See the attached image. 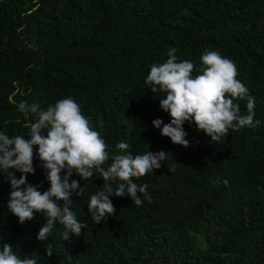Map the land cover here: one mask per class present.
<instances>
[{"label":"trees","instance_id":"1","mask_svg":"<svg viewBox=\"0 0 264 264\" xmlns=\"http://www.w3.org/2000/svg\"><path fill=\"white\" fill-rule=\"evenodd\" d=\"M170 47L178 61L197 67L205 50L234 61L260 123L215 143L186 122L187 148L162 137L152 121L170 122L159 106L165 94L144 81ZM67 97L80 104L110 156L123 140L133 155L163 150L172 157L133 178L148 185L151 202L110 197L116 211L100 224L87 203L103 180L74 173L87 188L72 196V211L87 228L68 241L59 225L38 241L40 213L21 225L8 211L10 184L0 173V244L38 264H264V0H0V132L27 138L36 117L19 103L46 108ZM235 102L246 114L247 100ZM37 151L27 179L43 192L50 185Z\"/></svg>","mask_w":264,"mask_h":264},{"label":"clouds","instance_id":"2","mask_svg":"<svg viewBox=\"0 0 264 264\" xmlns=\"http://www.w3.org/2000/svg\"><path fill=\"white\" fill-rule=\"evenodd\" d=\"M176 53L177 49L170 47L166 61L152 64L144 81L152 93L165 94L159 106L169 115L170 122L165 124L159 118L152 121L162 137L169 138L173 145L187 148L189 141L183 129L186 122L194 124L198 132L215 143L227 137L230 130L255 128L260 123L254 121L255 98L238 79L234 61L219 51L205 50L197 67L187 59L178 61ZM245 99L246 114L235 102ZM18 110L34 114L36 120L31 123L27 138L23 135L10 137L0 132V173L10 184L7 208L18 222L22 225L33 220L34 213L44 217L38 241L48 240L57 225L63 226L64 241L69 240L70 234L80 236L81 230L87 228L72 211V196L83 197L87 188L71 179L74 173L82 181L91 178L94 172L103 180L102 187L89 194L87 203L88 213L96 224L115 213L110 197L127 195L139 206L143 203L140 198L143 195L151 202L148 185L136 183L133 178L139 179L159 169L162 161L172 157L171 153L148 150L133 155L130 144L122 140L115 145L119 154L110 156L109 146L101 133L95 130L90 118L83 114L80 104L72 97L59 99L46 108H41L39 103L21 101ZM34 148L38 149L36 155L50 185L43 192L40 191L42 184L34 186L27 179L35 174ZM211 183L219 186L221 181L214 178ZM229 183L227 179L223 181L225 186ZM45 252L49 257L53 255L52 243L45 246ZM0 264H38V261L32 254L18 255L10 243H3L0 244Z\"/></svg>","mask_w":264,"mask_h":264}]
</instances>
